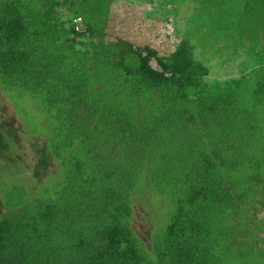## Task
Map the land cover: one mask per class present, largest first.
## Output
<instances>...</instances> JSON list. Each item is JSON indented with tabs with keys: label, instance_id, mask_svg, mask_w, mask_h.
<instances>
[{
	"label": "trees",
	"instance_id": "obj_1",
	"mask_svg": "<svg viewBox=\"0 0 264 264\" xmlns=\"http://www.w3.org/2000/svg\"><path fill=\"white\" fill-rule=\"evenodd\" d=\"M130 2L0 0L6 114L22 123L12 97L24 95L56 123L48 140L0 116V163L33 177L0 198V264H264V41L243 45L240 77L211 81L193 36L154 16L153 0L139 4L174 26V49L112 37L111 11ZM248 3L245 27L264 21ZM15 134L63 171L53 194L10 158ZM147 197L166 203L148 242L135 225Z\"/></svg>",
	"mask_w": 264,
	"mask_h": 264
},
{
	"label": "rangeland",
	"instance_id": "obj_2",
	"mask_svg": "<svg viewBox=\"0 0 264 264\" xmlns=\"http://www.w3.org/2000/svg\"><path fill=\"white\" fill-rule=\"evenodd\" d=\"M130 3H119L111 11L108 21V32L112 37H120L130 41L137 46L156 45L162 42L161 54H168L176 46L174 26L171 23H165L158 19L155 21L149 19L146 15L151 6L148 4H139L141 0H132ZM148 2L150 0H142ZM158 18H173L176 30L182 37L193 36V46L196 50L197 58H203L205 65L209 69L211 81H224L228 78L240 77L244 66L242 62L245 58L249 59L248 51L243 45H248L255 49L260 48L264 41V21H251L249 27H245V20L241 17L244 10V0H153ZM253 5L252 15L256 18L258 14L264 16V7L261 9V2L264 0H247ZM248 3V4H249ZM139 4L137 7L131 5ZM155 18V17H152ZM257 19V18H256ZM172 19L169 18V21ZM81 26V25H80ZM242 27V28H240ZM160 33V39L158 37ZM163 37V38H162ZM180 37V36H179ZM201 53V55H199ZM261 60L264 61V52ZM151 67L157 69L155 61L150 63ZM222 83V82H221ZM15 97V98H14ZM14 106L20 110L22 123L14 121L15 116L12 113L6 114L10 105L5 106V100L0 94V116L7 119L11 128L16 129L18 133L26 130L28 133L42 134L48 140L52 135L56 123L47 121L41 113L40 106L34 100L27 96H14ZM11 111V110H9ZM42 114V115H41ZM23 125V127H22ZM32 127V128H31ZM30 132V133H31ZM13 138L17 141L19 151L10 156L13 161H27L30 164L27 172L36 176L35 184L41 185L38 190L43 195L53 194L63 182V171L52 172V161L45 166L40 165L44 152V144L32 138V143H28L21 135L15 134ZM29 140V142H31ZM36 144V145H35ZM32 146V147H30ZM9 159V156H7ZM49 166V167H48ZM37 167L36 170L30 168ZM48 167V169L44 168ZM38 168H40L38 170ZM49 175L46 177V173ZM25 168L21 162L17 164L0 163V198L6 200L13 187H24L25 184L33 180L32 176L25 175ZM51 175V176H50ZM166 205L165 201L156 197H147L142 202L135 205V225L137 233L148 242L149 228L154 223L153 211ZM1 206V204H0ZM159 213V210H158Z\"/></svg>",
	"mask_w": 264,
	"mask_h": 264
}]
</instances>
